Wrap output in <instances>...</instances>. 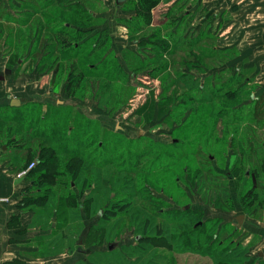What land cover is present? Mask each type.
Returning <instances> with one entry per match:
<instances>
[{"label":"rangeland","instance_id":"obj_1","mask_svg":"<svg viewBox=\"0 0 264 264\" xmlns=\"http://www.w3.org/2000/svg\"><path fill=\"white\" fill-rule=\"evenodd\" d=\"M60 1L0 0V82L17 77L20 86L16 94L28 99L21 109L10 104L0 106V145L15 149L23 143L24 149L15 153L20 165L16 175L36 163L25 175L24 190L31 193L41 188L48 193V198L40 201L42 206H33L37 209L34 226L49 231L48 239L33 240L29 245L36 250L29 255L46 250L84 256L94 246L96 252L86 257L87 264H228L205 255L211 252L208 247H214L222 253L228 249L237 252L233 257L237 264H255L248 254H256L257 259L264 255V249L257 247L264 240V232L256 229L264 225V165L259 156L264 153L258 147L264 145V5L224 6L228 19L217 31L215 4L186 6L191 18L184 19L182 5L175 7L168 5L170 0H160L155 5L157 11L149 14V24L141 22L147 6L142 3L137 11L132 5V20L123 22L127 29L113 30L119 34L116 38L111 29L98 31L102 19L86 21L91 11L101 13L104 6L93 0L83 5L80 0L81 5L73 7ZM162 15H168L162 23L166 35L176 29L183 33L184 27L189 33L175 44L170 57L164 56V62L158 63L163 52L160 45L143 43L158 40L156 29ZM137 23L149 26V30L139 35ZM67 24L80 26L85 33L72 34L70 28L64 33ZM83 40L87 43L78 52L72 49ZM126 40L131 45L140 41L139 53L126 50L117 56L114 48ZM40 76L46 83L43 90L32 80H23ZM24 83L33 94L50 91V99L35 102L31 96H36L24 92ZM227 136L234 139L233 148H228ZM186 152L189 155L185 157ZM181 154V162L187 160L186 164L166 167L168 156L176 160ZM53 159L57 168L50 172L43 163L49 161L50 167ZM211 161L216 162L217 170ZM248 167L249 181H240L245 177L241 171ZM168 169L173 175H163ZM199 169L203 178L198 180L193 172ZM69 171L97 185L85 186L82 196L80 187L75 186L77 179L74 182ZM213 172L237 175L236 184L227 187L240 210L242 201L250 214L238 234L233 229L237 222L229 219L221 238L212 241L215 228L205 226L193 232V241L180 227L186 219L175 214L167 221L169 226L178 225V239L165 230L143 231V223L154 227L166 223L154 205L168 211L190 208L189 204L195 208L209 205L208 215L216 216L218 222L238 212L231 195L227 197L222 190V180ZM57 173L69 176L65 177L67 183L78 190L77 204L91 205L84 210L89 218L85 224L100 223L101 214L106 217L107 225L93 230L90 243L80 235L82 221L72 189L57 185ZM41 174L52 178H41ZM29 175L36 180L34 186L27 179ZM175 180H181L180 184H172ZM30 195L33 198L34 194ZM211 204L223 210L212 209ZM50 221L58 223L53 233ZM65 232L73 236L64 240ZM232 233L234 237L227 239ZM198 236L199 240L204 238L205 253L192 248ZM83 240L85 243L79 245ZM139 246L148 248L138 253ZM242 253L239 260L237 256Z\"/></svg>","mask_w":264,"mask_h":264},{"label":"crops","instance_id":"obj_2","mask_svg":"<svg viewBox=\"0 0 264 264\" xmlns=\"http://www.w3.org/2000/svg\"><path fill=\"white\" fill-rule=\"evenodd\" d=\"M90 0H82V5L83 2H87ZM96 1L99 5L104 6V11L101 13H98L96 11H91L90 14L94 19H102L103 22L101 29L98 31H108L111 29L112 36L118 38L117 36L119 35L118 33H114L113 30H116L117 28H126L127 26L124 24L129 23V21L132 20L131 11L132 5L133 7L139 11L140 9V4H146L149 3L148 0H127L124 5L119 7L116 3V0H93ZM147 1V2H146ZM160 1V0H159ZM158 1V2H159ZM61 3H66L67 5L73 7L79 6L80 0H61ZM157 2V3H158ZM168 5H172L177 7V5H182V8L184 11H186V14L183 15L184 19H190L191 18V13L189 10L185 9L186 6L191 7L193 3L196 4L198 7H202V5L206 4H215L216 5V10H215V21H216V31L218 27L224 26V22L226 19L224 15L229 14V12L225 13V7H230V6H262L264 5V0H170L168 1ZM211 2V3H207ZM156 3V4H157ZM165 4V3H163ZM171 6V7H172ZM157 6H153L150 9L149 14L151 16L157 11L158 8ZM188 7V8H189ZM190 9V8H189ZM230 8H227V11ZM136 11V12H137ZM137 14V13H136ZM168 15H162L161 20H158L159 28L156 29V38L159 40L160 38L162 39H167V38H179V31L176 29L174 30V33H170V35H166L162 29L163 25V20L166 21V17ZM199 16V15H197ZM200 17V16H199ZM142 20V19H141ZM125 21V22H124ZM124 22V23H123ZM151 25V24H150ZM218 25V26H217ZM115 29H112V28ZM96 30V26L94 27ZM98 29V28H97ZM189 28L184 27V35L183 37H186L189 33L188 31ZM144 30H149V26L143 25L139 29V35H141V32ZM148 31H145V33ZM160 34V35H158ZM122 36V35H121ZM205 36V35H203ZM219 36V35H218ZM121 39V38H120ZM125 42V44H124ZM121 41L119 42V46L114 48V52H116L117 56H121L123 52L126 50L133 51L135 53H139V47H137V43H140V41H134L131 45V43H128V41ZM123 43V48H121V44ZM171 50L175 47L174 42H169ZM217 50L219 49L220 51H223L224 48H216ZM173 52V51H172ZM165 57H170V56H165ZM41 77V76H40ZM42 77L39 79L38 77L35 79H30L29 77L24 78V82L26 80H29L34 83L35 87H37L39 90H43L44 87L46 86V83L42 81ZM3 81V80H2ZM38 83V84H37ZM18 84L17 77L11 79L10 81H7V83H2L0 82V87H1V92H0V106H4L5 104H10V102L13 99H22L20 96H17V87L20 85ZM27 83L23 84V90H25L28 87L26 85ZM31 85V84H30ZM36 85H39L36 86ZM7 88V90H6ZM26 92L31 96V94L28 90ZM50 91L47 93H44L43 95H40L39 93L33 94L32 99H35V102L38 101H48L50 99ZM60 104H63L62 101L59 99L57 100ZM22 144V145H21ZM19 144L18 146H15V149H11L10 147H2L0 145V264H82L84 262L85 258L87 256H83L81 254H69L68 252H39V254L33 256L29 255L34 254L36 248L30 246L29 244L33 240H42V239H48V231L43 230L42 228H36L34 226L35 223V211L31 210L33 209V206H23V201L25 199V192H24V184L25 178L21 183H16V181L19 179L17 174V171H19L20 165H17L16 163V151H21L24 148L23 143ZM32 193V192H31ZM35 219V220H34ZM55 219V218H54ZM252 223V222H251ZM260 225V224H259ZM257 231L258 229H261L264 232V225H261V227L256 228ZM53 233V231H52ZM43 241V240H42ZM76 244V240H74ZM80 241H78V244ZM80 245V244H79ZM37 247V246H36ZM257 247H261L264 249V240L261 241ZM92 248V247H91ZM90 248V249H91ZM40 250V249H37ZM69 251V250H67ZM70 252V251H69ZM75 252V251H74ZM37 253V251H36ZM92 256V255H91ZM250 261L254 262L256 261V254H248ZM82 257V259H81ZM264 259V256L263 258ZM88 262V261H87ZM259 261L255 264H258ZM89 264V263H88Z\"/></svg>","mask_w":264,"mask_h":264},{"label":"trees","instance_id":"obj_3","mask_svg":"<svg viewBox=\"0 0 264 264\" xmlns=\"http://www.w3.org/2000/svg\"><path fill=\"white\" fill-rule=\"evenodd\" d=\"M149 1V3H146L145 5L147 6L146 8H145V10H144V12L145 13H147L146 15H145V17H143L142 18V20H141V22H142V24H144V23H147V24H149V22H150V16H149V12H150V9L153 7V6H155L156 5V2H158L159 0H156L155 2H154V0H148ZM147 2V1H146ZM89 18L86 20V21H89V20H92V15L91 14H89V16H88ZM94 19V18H93ZM68 26L65 28V30L64 31H66V32H68V29L70 28L71 30H70V32L73 34L74 32H73V27H72V25L70 24H67ZM136 28L137 29H139V28H141V26H139V24L137 23V25H136ZM158 35H160V34H158ZM184 35V32L183 33H180L179 34V38H174V37H171V38H167V39H162V38H160L159 40H157V41H153V40H150V41H146V42H144L143 44H144V46H146L147 44H149L148 42H153V45L152 46H154L156 43H154V42H157V45H160V47H161V49H162V53H161V55H159V57H158V59H159V62L158 63H162V62H164V60H163V58H164V56H171L172 54H173V50H171V47H170V43L169 42H174L175 44H177V43H180L181 42V38H182V36ZM28 102V101H27ZM15 109H21V108H23V107H14ZM243 110V109H242ZM239 112H241V111H239ZM236 113H238V111L236 112ZM249 117H247V119H248ZM228 138H230L229 136H227V139ZM232 140H234L233 138H232ZM229 142V141H228ZM84 144H86L87 142H83ZM172 144H174V142L172 143ZM177 145V144H176ZM259 147V150H260V152H263L264 153V145H261V146H258ZM186 155H189V154H187V152L184 154V156L186 157ZM168 156V155H167ZM259 156H260V161H261V165H262V167H263V165H264V156L262 157V154H259ZM181 157H182V154L181 155H179V158L180 159H176L175 160V158H173V157H171V156H168L167 157V166L166 167H168V168H170V167H172V166H174V165H177L179 162H181L182 160H181ZM253 160V159H252ZM54 161V162H53ZM161 161V163H162V165H165V163L162 161V159L160 160ZM52 162H53V164H52ZM52 162L50 163V164H52V165H50V167L48 166L49 165V161H45L44 163H43V167L45 168V169H48V170H50V172H51V170H56V168H57V163H56V160L55 159H53L52 160ZM212 162V161H211ZM39 163H41V162H39ZM187 163V160H185V161H183V162H181V163H179V164H186ZM212 164H213V166H214V162H212ZM212 166V167H213ZM214 168V167H213ZM237 168V166L235 167V169ZM62 170V169H61ZM188 169H186V171L185 172H188L187 171ZM200 171H198V170H194V174H193V177L195 178V179H198L199 180V178H203L202 177V169H199ZM64 172V171H63ZM241 172H243V171H241ZM69 173L70 174H72V175H69L70 177H72V180L75 182V179H77V182H75V186H76V184L80 187V189L81 190H79V191H82V196H83V194H84V192L86 191V190H84V187L85 186H87V187H90L91 185H93V183H95V182H92V181H89V180H87V181H84V180H82V178L80 177V178H78V177H76L75 176V173H77V172H75V173H71L70 171H69ZM188 174V173H187ZM190 174H192V172L191 173H189V176H192V175H190ZM209 174H211L210 172H209ZM214 176L215 175H217V176H219L218 174H217V172H213L212 173ZM221 174V173H220ZM33 175V174H32ZM163 175H166V176H168V175H173V171H171L170 169H168L167 171H165L164 173H163ZM245 175H247V173L245 172ZM43 176H45V178L47 177V178H52V176L50 175H43V174H41V176H39V177H43ZM69 176H67L66 174H64V173H61V174H58L57 173V175H56V177H55V179H56V183H57V185H60V186H64V184H66V185H68L69 186V188L68 189H72V193H73V198L74 199H72L73 200V202L74 203H76V205H75V207H78V218H79V221L81 222L82 221V225H81V231H80V235H82V238H87L88 240L89 239H91V241H92V238H93V236L91 237V234H92V232H93V230H100V227H101V225L103 224V225H107V223H104V220H106V217H103V215L101 214V218H100V220L101 219H103L100 223H97L96 221H94L93 223H90V224H85V222H88V220L87 219H89V218H86L84 215V210L86 209V207H90L91 205L88 203V205L86 204V205H83V204H77V196H76V191H78V190H76V188H74V186H73V183L71 184H69V183H67V181H66V179H65V177H67V178H69ZM32 176L31 175H29L28 176V178L27 179H29V182L32 184V186H34V184L36 183L34 180H32V178H31ZM220 177V179L222 180V182H223V184L224 185H222V187L224 188V189H222L224 192L226 191V196L228 197L229 195V190H228V183H229V179H230V177L231 176H227V175H222L221 174V176H219ZM226 177V178H225ZM171 182H172V180H170ZM170 181H168L169 183H170ZM249 181V180H248ZM180 182H181V180H180ZM180 182H178L177 180H175V181H173V183L172 184H176L177 183V185L178 184H180ZM63 184V185H62ZM87 184V185H86ZM142 184H144V183H142ZM95 185H97V183H95ZM164 186V184H160V187H163ZM211 186V185H210ZM71 187V188H70ZM152 187V186H151ZM38 188V187H37ZM206 187H204L203 189H205ZM146 189V188H145ZM52 189L51 188H49V193H52V191H51ZM24 194H25V199H24V201H23V206L24 207H29V206H42L41 204H40V201L41 200H45V198H48V193H44V191L41 189V188H38V189H36V192H32V193H30V191H28V193H26V191L24 190ZM70 192H71V190H70ZM164 192V191H163ZM30 194H34L33 195V198H36L35 200H33L32 201V195H30ZM91 195H92V193H91ZM169 195H171V193H169ZM88 198H86V200H87ZM128 201V200H127ZM50 204H52L53 202H52V200H50ZM159 202H165L164 200H158L157 201V203H159ZM126 203V202H125ZM116 204V203H115ZM114 204V205H115ZM126 205H129V203H127ZM166 205L167 206H170V204L169 203H166ZM38 207V208H39ZM33 209H31V210H34L35 211V214L37 213L36 212V210L37 209H35L34 207H32ZM154 208H155V210L157 211V214H158V216L159 217H164L165 216V218L164 219H166V223L163 225V227H161V226H149V224L148 223H143V231H146V230H148L149 229V233H153V232H155V231H157V230H160V231H163V230H165V232L164 233H166V234H168V233H174L175 234V237H177V239L179 238V232H177V230H178V225H174L173 223V225L172 226H169L171 223L170 222H168L167 221V217H169V215H171V214H175L176 216L175 217H180L181 219H186L184 222H181V225H180V227L182 226V231H187V233L189 234V236H190V238L193 240V237L191 236V235H194L195 233H193V232H195V231H199V230H201V224H198L197 225V227H196V224L197 223H199L200 222V220H201V218L199 217V216H197V214H195L192 210H188V211H182V210H172V211H168L167 209H165V208H162V209H160V207H159V205H154ZM81 210H83V211H81ZM54 212L52 213V217L54 216ZM100 213H98V215H99ZM167 214H168V216H167ZM187 215V216H186ZM39 216H42L41 214H39ZM185 216V217H184ZM77 217V216H76ZM54 219V218H53ZM75 220H76V218H75ZM74 219H72V221L74 222L75 221ZM180 221V220H179ZM188 221V222H187ZM51 223H50V229H51V231H56L57 230V228H58V223L56 222V223H53L54 221H50ZM187 222V223H186ZM97 223V224H96ZM55 224V225H54ZM86 226H85V225ZM188 224V225H187ZM54 225V226H53ZM102 225V226H103ZM56 226V227H55ZM184 229V230H183ZM49 232V231H48ZM157 233V232H156ZM73 235H71L70 233H64V236H63V239L64 240H68L69 238H71ZM140 237L139 238H143L142 237V235L140 234L139 235ZM202 237V236H201ZM214 237V236H213ZM202 239H204L203 237L202 238H200V240H199V236H198V239H197V241H198V243H196L195 242V245L192 247L193 248V250L194 251H197V252H204V242H202ZM88 240H86V242H88ZM194 240H196V239H194ZM193 240V241H194ZM141 239H140V243H141ZM200 241V242H199ZM211 241V240H210ZM212 241H213V238H212ZM143 242V241H142ZM83 243H85L84 242V240H83ZM89 243H90V240H89ZM142 244V243H141ZM223 243H219V247H221V245H222ZM148 247H144V248H142V247H138L137 248V250H138V253H144V251H145V249H147ZM242 248V247H241ZM207 250H211V252L210 253H205V255H210V256H213V257H215V258H218L219 260H221L222 262H227L228 264H237L238 263V259L236 258V259H234L233 257H234V255H235V253H237V252H235V251H231V252H229L230 251V249H228V250H226V252L224 251L223 253L221 252V250L219 249V248H217V249H215L214 247L213 248H209L208 247V249ZM102 251H104V250H102ZM80 252H83V250L82 251H80ZM94 252H96V250H95V247L94 246H92V248L91 249H89V253L90 254H84V255H89L88 257H90L91 255H93V253ZM100 253H103V252H100ZM242 255H243V253L240 255V256H237V257H239V260L241 259V257H242ZM245 255V254H244ZM248 258V257H247ZM89 259L88 258H85V260H84V264L86 263L87 264V261H88ZM256 260H258L259 261V263L258 264H264V259H261L260 258V256L258 257V259H256ZM232 261V262H231ZM257 261V262H258ZM257 262H253V263H257ZM221 263V262H220ZM83 264V263H82Z\"/></svg>","mask_w":264,"mask_h":264},{"label":"flooded vegetation","instance_id":"obj_4","mask_svg":"<svg viewBox=\"0 0 264 264\" xmlns=\"http://www.w3.org/2000/svg\"><path fill=\"white\" fill-rule=\"evenodd\" d=\"M73 27L74 28H76L75 30H74V28H73V32H77L78 33V31H79V33L80 34H84L85 32L83 31V30H85V29H83L82 27H80V26H74L73 25ZM63 32L64 33H66V31H64L63 30ZM78 44H81V45H77V46H75L76 47V49L74 48V47H72V49L73 50H76V52H78L82 47H83V45H86V40H83V41H80V42H77ZM68 48H70V46L68 47ZM91 54H93V53H91ZM89 56H91V55H89ZM92 68V67H91ZM64 103V102H63ZM229 139V142L227 143L228 144V148H233V140H232V138H228ZM213 161H215V160H213ZM216 163V162H215ZM214 163V164H215ZM214 167V169L215 170H217L216 169V167H215V165L213 166ZM247 171H244L243 170V172H241V173H247L248 175H249V173H251V168L250 167H248L247 169H246ZM221 173V172H220ZM236 177H237V175L236 174H234ZM234 175L232 174L231 175V177H230V179H229V183L228 184H230V183H232L233 185L234 184H236V182H235V178L236 177H234ZM227 176H229V175H227ZM248 177L249 176H247V175H245V177L243 176V177H241V179H240V181H242L243 179H248ZM249 180V179H248ZM243 182H245V181H243ZM230 195H231V191L230 192H228ZM231 197L233 198V196L231 195ZM172 201H174V199H171ZM221 200H222V197H221ZM233 201H234V198H233ZM234 203H235V201H234ZM241 204H242V210H240V205H239V202L237 203H235V206L237 207V210H239L238 212H236L235 211V213H236V215H235V213H232V214H230V215H225V217H226V221H224V220H221V221H215V217H212V216H209L208 215V212H207V210H209V205H206L205 206V208L204 207H202V208H195V207H193L191 204H189L190 205V208H189V206H186V208L185 209H181V210H183V211H188V210H192L195 214H197V216H199L200 218H201V220H200V222L199 223H197L196 224V227H197V225L198 224H201V229H205V226H209L210 228H212V229H214L215 228V234L213 235L214 237H213V240H217V239H219V238H221V235H222V231L224 230V228L223 227H225L226 225H227V223H229V219H230V222L232 221V222H234V221H236L237 222V226L236 225H233V229H234V233H236V234H238V232L241 230V227L242 226H244L245 224H246V219H247V217H249L250 216V214H249V210H248V207H246V206H244L243 205V203H242V201H241ZM172 205V204H171ZM212 207V209H217V210H223L222 208H217L214 204H211L210 205V208ZM175 209V208H174ZM180 210V209H179ZM235 210V209H234ZM233 210V211H234ZM242 211V212H241ZM232 211H230V212H228V213H231ZM241 212V213H240ZM220 214V213H219ZM240 219H242V223H241V221H240ZM236 226V227H235ZM243 228V227H242ZM211 229V230H212ZM230 237H234V235H233V233L231 234V235H229L228 236V238L227 239H230ZM202 242H204L205 243V241L204 240H202ZM232 243H233V240L231 241ZM220 243H223V241H221ZM264 255L262 254H260V257H263Z\"/></svg>","mask_w":264,"mask_h":264},{"label":"water","instance_id":"obj_5","mask_svg":"<svg viewBox=\"0 0 264 264\" xmlns=\"http://www.w3.org/2000/svg\"><path fill=\"white\" fill-rule=\"evenodd\" d=\"M127 0H116V3L119 7H121L122 5H124V3L126 2ZM28 101L27 98H22V99H13L11 102H10V105L13 106V107H20L23 103H26ZM61 103V102H60ZM23 181V179H18L16 181V183H21ZM241 223H242V219H240ZM55 225V224H54ZM53 225V226H54ZM80 245L83 244V241H80L79 243ZM113 247L110 246V249H112ZM262 255V254H261Z\"/></svg>","mask_w":264,"mask_h":264},{"label":"built area","instance_id":"obj_6","mask_svg":"<svg viewBox=\"0 0 264 264\" xmlns=\"http://www.w3.org/2000/svg\"><path fill=\"white\" fill-rule=\"evenodd\" d=\"M36 166V163H32L31 166H29V168L27 169V172L32 170L34 167ZM27 172H23V173H20L18 175V178L21 179V178H25V175L27 174Z\"/></svg>","mask_w":264,"mask_h":264}]
</instances>
